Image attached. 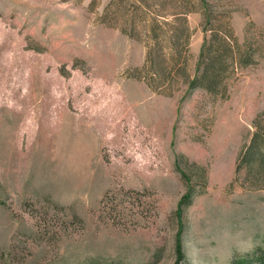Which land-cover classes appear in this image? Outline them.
<instances>
[{
    "label": "rangeland",
    "instance_id": "1",
    "mask_svg": "<svg viewBox=\"0 0 264 264\" xmlns=\"http://www.w3.org/2000/svg\"><path fill=\"white\" fill-rule=\"evenodd\" d=\"M210 1L253 58L224 96L149 88L136 0H0V264H175L178 235L180 264L264 251V170L243 161L264 126V0ZM187 23L193 78L212 27Z\"/></svg>",
    "mask_w": 264,
    "mask_h": 264
},
{
    "label": "trees",
    "instance_id": "2",
    "mask_svg": "<svg viewBox=\"0 0 264 264\" xmlns=\"http://www.w3.org/2000/svg\"><path fill=\"white\" fill-rule=\"evenodd\" d=\"M173 1H175L177 9L173 10L172 13L167 12L165 6L150 4L145 0H136L129 7L131 11L128 13L133 14L129 16L127 21L132 28L131 31H136L137 28H140L142 33L145 34L147 50H150L148 52L149 58L151 57L149 61L151 66L148 72L150 78H146L149 88L160 92L161 88L171 86L177 78L181 77L186 82L188 90L201 88L213 95L224 96L228 93L225 79L230 67H246L251 63L252 55L241 51L229 26H227L228 24L216 25L222 23L219 18H225L227 14L219 11L220 14L217 15V5L210 0ZM196 12L202 14L204 25L212 27L210 29L212 35L209 39L208 36L204 39L199 60L196 63L195 73L193 78H191L188 75V60L185 56L187 51H189L191 38L187 15ZM105 14H107L106 11ZM170 18L173 21H170ZM175 22L180 23V26L174 27L173 23ZM131 31L123 30V33L135 38L134 32ZM204 33H207L206 26ZM165 50H169L167 56L164 54ZM256 127L250 143L245 147L243 161L247 165L252 166L253 162L258 160L260 167L264 170V158L260 152L264 149V126L256 125ZM183 176L186 177L185 174ZM191 191L192 188L189 187L188 192L179 202L177 210L179 217H181L183 206L191 201ZM184 259L185 255L180 235H178L176 239L175 264L182 263ZM247 263L264 264V251H257L251 257L245 256L243 259L233 260V264Z\"/></svg>",
    "mask_w": 264,
    "mask_h": 264
}]
</instances>
